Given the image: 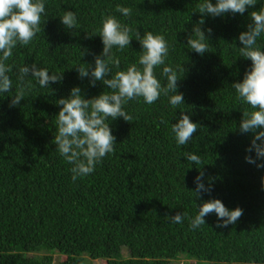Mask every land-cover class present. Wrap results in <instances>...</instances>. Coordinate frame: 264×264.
<instances>
[{
    "label": "trees",
    "instance_id": "1",
    "mask_svg": "<svg viewBox=\"0 0 264 264\" xmlns=\"http://www.w3.org/2000/svg\"><path fill=\"white\" fill-rule=\"evenodd\" d=\"M201 2L45 0L41 31L29 45H17L7 62L13 66V90L0 93V264H51L55 251L64 256L59 264H83L82 253L104 264H169L180 256L191 260L185 264H264V168L245 160L246 155L255 158L254 151L246 152L252 134L239 131L249 106L232 87L251 68V60L239 54L238 36L264 0L243 15L205 16L201 27L209 52L203 55L187 45L201 19ZM117 5L131 8V16L117 12ZM66 11L76 14L75 29L61 22ZM108 15L133 29L129 46L112 49L120 70L138 64L143 49L137 30L141 36L151 31L165 37L169 54L155 75L166 86L163 67L176 70L184 104L173 107L163 94L151 105L142 97L128 101L124 110L133 117L130 122L122 117L106 121L116 138L114 152L73 182L72 165L53 143L62 107L56 100L67 98L73 87L86 99L111 91L101 81L91 86L75 68L81 63L94 67L103 50L101 21ZM258 44L264 50V36ZM33 63L50 75L62 74V81L44 88L28 77L31 91L11 106L18 69ZM180 111L200 127L178 146L171 128ZM189 152L202 163L188 161ZM200 171L211 191L197 197L194 178ZM210 199L221 200L229 210L240 207L243 214L218 228L213 212L204 217L205 224L191 228L198 205ZM177 212L186 213L182 223L171 221Z\"/></svg>",
    "mask_w": 264,
    "mask_h": 264
},
{
    "label": "clouds",
    "instance_id": "2",
    "mask_svg": "<svg viewBox=\"0 0 264 264\" xmlns=\"http://www.w3.org/2000/svg\"><path fill=\"white\" fill-rule=\"evenodd\" d=\"M256 3L257 0H216L213 4L211 0H202L197 6L201 19L194 25L192 35L187 38L189 49L200 55L209 52V46L205 43L209 37L201 27L205 23V16L218 17L226 13L243 15L247 8L255 6ZM116 11L129 17L132 9L117 5ZM42 14H45V0H0V93L13 90V80L9 75L13 72V66L7 62L13 56V49L17 45H29L41 31ZM250 18L247 31L238 36L240 44L243 45L238 50L241 57L251 60V68L245 71L243 80L233 83L232 87L237 93V99L249 106L242 112L239 131L252 134L246 152L254 151L255 158L246 155L245 160L258 168H264V163H257L258 160H264V50L258 44V38L264 36V7L252 11ZM60 19L68 29H75L77 26L73 11H66ZM101 24L99 36L103 50L100 55L95 56L94 67L81 63L75 68L80 78H89L91 86L95 87L96 82L101 81L111 91H104L98 96L86 99L79 87H73L67 98L56 100V104L62 107L56 118L57 134L53 143L60 155L72 165L73 182L78 177L93 173L102 158L114 152L116 138L106 121L108 118L115 120L122 117L130 122L133 117L124 110L128 101L142 97L145 103L151 105L163 94L169 98L173 107L184 104L183 93L177 91V82L181 79L177 71L171 66L163 67L162 75L167 79L166 86H162L155 75V68L165 65L169 54V45L163 35L149 31L141 36L137 30L136 40L143 49L138 64L134 63L126 70H120V60L112 55V49L115 46L123 50L129 46L133 29L112 15L105 16ZM207 32L211 34L212 29L208 28ZM113 67L117 69L115 72ZM28 77L34 78L44 88L63 79L62 74L50 75L47 69L39 68L35 63L31 66L25 64L18 69L11 106L19 105L31 91L32 83ZM198 127V123H194L189 115L180 111L177 123L172 124L171 128L177 145L187 144ZM186 158L195 165L202 163L200 156L191 152L186 153ZM203 177L204 173L200 171L194 178V192L197 197L203 192L211 191V186L205 185ZM261 179L264 186V177ZM213 212L220 221L216 225L218 228L234 224L243 214L240 207L229 210L221 200L210 199L198 205V214L191 220V228L205 224L204 217ZM185 215L186 213L177 212L171 216V221L182 223Z\"/></svg>",
    "mask_w": 264,
    "mask_h": 264
},
{
    "label": "rangeland",
    "instance_id": "3",
    "mask_svg": "<svg viewBox=\"0 0 264 264\" xmlns=\"http://www.w3.org/2000/svg\"><path fill=\"white\" fill-rule=\"evenodd\" d=\"M32 254V253H31ZM37 255H48L49 253L46 251H39L36 253ZM122 255L126 256L127 255V249L125 247L122 248ZM82 262L83 264H104V261L99 260V259H91L86 253H82ZM52 261L51 264H59L60 261L64 259V256L58 253L57 251L53 252L51 254ZM191 261L186 260L185 257L180 256L177 260L170 261L169 264H185V262Z\"/></svg>",
    "mask_w": 264,
    "mask_h": 264
}]
</instances>
